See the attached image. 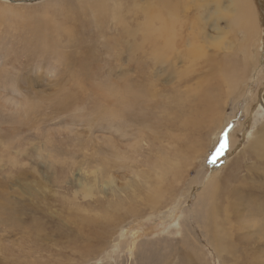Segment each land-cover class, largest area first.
<instances>
[{"label":"rangeland","instance_id":"rangeland-1","mask_svg":"<svg viewBox=\"0 0 264 264\" xmlns=\"http://www.w3.org/2000/svg\"><path fill=\"white\" fill-rule=\"evenodd\" d=\"M152 1L57 41L77 0H0V264H264V158L234 156L264 125V0L247 30L246 0H181L174 43ZM224 62L244 67L233 95Z\"/></svg>","mask_w":264,"mask_h":264},{"label":"bare ground","instance_id":"bare-ground-1","mask_svg":"<svg viewBox=\"0 0 264 264\" xmlns=\"http://www.w3.org/2000/svg\"><path fill=\"white\" fill-rule=\"evenodd\" d=\"M77 1H78V3H74V4H76L75 12L77 15L81 14L80 12H83L84 23L82 25L81 22H79L75 19V17L73 18V16H71L72 17L71 20L69 18V19H65V22L60 21L57 24H55L56 30L53 33V35H55V37L57 38V41L61 40L62 37H67L69 39V41L71 39H74L73 36H75V32H76V29L78 27L80 29H82L83 33L84 32L86 33L85 34L86 36H90V34H89L90 31L94 33L93 34L94 36H98V35H100V33H102L101 28L104 26L105 20H108L111 23V29H113L114 21L116 20L117 16H119L120 10L122 8L121 7L122 4L119 2V0H102L103 2H105L104 5L93 7V8L92 7L84 8V7L79 5V2L81 0H77ZM134 4L136 5V3H134ZM77 6H79V8ZM255 6H257V5H254L253 3H251L250 0H246L245 2H240L237 5V11H236V15H235L236 17L239 18L237 25L245 27L246 30L248 27L251 28V25H253L254 27L257 26V21H256V18H257L256 17V12H257L256 10L257 9ZM180 7H181V0H154V1L150 2L149 6H147L146 10H148V11L146 14L148 16H150V18H151L150 19L151 22L148 21L149 26L151 27V26H153V24L159 25L158 27L153 26L155 43H174L175 36H176L175 31L177 30V27L179 25L177 13L180 10ZM96 11L97 12L100 11L101 13L97 14V16L94 17L92 14H96ZM60 12H61V10H60ZM103 15L105 17H103ZM163 16H164V18H163ZM64 17H66V16H64ZM80 32H81V30H80ZM104 32H106V31L104 30ZM46 37H48V36L46 35ZM50 40L51 39L48 38V42L56 43V41H54L56 39H53L52 41H50ZM44 41H46V40H44ZM46 49L50 50V51L52 50L51 47L46 48ZM52 52H53V50H52ZM221 70H222V74H219V76L217 78V82H216L217 90L223 95H226L227 93L230 95H233L234 93L237 92V90L239 88L240 81H243L242 77L244 76V73H242V72L244 70V67L241 65H239V66L228 65L227 63L224 62L223 65L221 66ZM127 86H128V88L132 87L131 84L127 85ZM174 122L175 121H173V124H174ZM188 124H190V123H188ZM194 124L196 125L199 123H197V121H195L192 124V122H191V125H194ZM234 139L235 138L232 137V142H234L236 140V139L235 140ZM235 146H237V145H235L234 143H231L229 146V150H228V152H226L227 154H225V155H230V152H233L234 150H236ZM237 150H236V153L234 151V153H235L234 156H238V160H239V157L241 159L242 155L245 154V156H246V153H249L250 156L255 157L257 159L264 158V125L261 127V129L258 131V133L255 134V136L251 142H248V144L242 146L241 150H239V151H237ZM167 160H166V165H165L166 167H164L162 169L160 167L161 172L163 169H164L163 172L167 171L169 166H170L169 169H171V170L176 169V163H173L172 165H170ZM236 160H234V161H236ZM234 161L231 162L230 166L234 165ZM161 165H162V163H161ZM209 178L210 177L208 176L207 179H209ZM201 180H202V178H201ZM190 182H192V181H190ZM206 184H208V186L205 188V192L200 196L204 195V199H206L207 196L211 197L215 193L216 189H220L222 192L216 194L215 196L218 197L217 200L221 199V194L225 191V189L219 187V185H217L215 182H213L210 179L208 180V183H206ZM150 192L153 196H156L160 193V189L156 185H153V187H150ZM156 198H158V197H153L152 199H156ZM207 201L208 200H205V203H207ZM208 205L211 209L210 210H208L207 208L205 209V213H206L205 216H206V220H207L206 221L207 226H210L212 223V220L215 218L214 214L218 215L216 210L220 209V205L218 204V202L213 203L211 200H209ZM233 205H235V204H230V205H227L226 207L233 206ZM177 226H179V224H177ZM211 240H212V242L215 243L216 247L219 250L226 249L227 242L221 238V236L217 230L213 231ZM163 259L164 258L160 259V261L162 262ZM162 264H164V263H162Z\"/></svg>","mask_w":264,"mask_h":264},{"label":"snow or ice","instance_id":"snow-or-ice-1","mask_svg":"<svg viewBox=\"0 0 264 264\" xmlns=\"http://www.w3.org/2000/svg\"><path fill=\"white\" fill-rule=\"evenodd\" d=\"M223 147H224V145H221V148H223ZM212 162H214V160Z\"/></svg>","mask_w":264,"mask_h":264}]
</instances>
